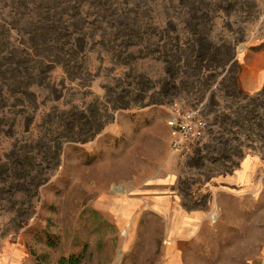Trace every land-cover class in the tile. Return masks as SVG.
Listing matches in <instances>:
<instances>
[{
  "label": "rangeland",
  "instance_id": "obj_1",
  "mask_svg": "<svg viewBox=\"0 0 264 264\" xmlns=\"http://www.w3.org/2000/svg\"><path fill=\"white\" fill-rule=\"evenodd\" d=\"M200 40L236 43L249 89L264 69V0H0V254L11 249L19 264H264V159L249 151L223 174L215 103L231 102L217 91L224 73L199 78ZM115 97L149 105L116 111L90 142L64 143L37 188L29 173L55 138L51 120ZM174 107L207 123L180 152L166 126ZM122 195L119 224L110 199Z\"/></svg>",
  "mask_w": 264,
  "mask_h": 264
},
{
  "label": "trees",
  "instance_id": "obj_2",
  "mask_svg": "<svg viewBox=\"0 0 264 264\" xmlns=\"http://www.w3.org/2000/svg\"><path fill=\"white\" fill-rule=\"evenodd\" d=\"M234 44L236 43L212 47L205 40H200L196 56L199 64L205 61V65L199 66L197 69V74L198 72L201 74L199 78H203V76L213 77L224 73L221 82L218 83L217 91L220 94V99H228L231 102L230 107L222 106L218 102L215 103V124L218 128L216 134L219 136L217 139H219L218 142L223 145V148L229 152L227 156L228 166L223 173L224 175L237 169L239 161L248 156L246 153L249 151L264 159V83L253 92L246 93L242 90L239 82L242 67L236 59ZM222 48L227 50L223 61H219V64L213 68L206 65L213 59L214 54L217 55L218 50ZM206 72H212L213 76L204 75ZM213 101V98H211L210 102ZM147 105L149 104L147 102L143 103L142 98L125 99L124 97H115L113 101L106 105H98L94 108L83 106L80 109L73 107L72 110L62 112V115L50 122L55 138L46 141L47 156L44 160H40L31 172L29 171V178L31 180L37 178L35 186L38 188L50 177V171L43 174L39 170L40 167L45 166L49 170L56 169L59 166L61 149L64 143L84 144L90 142L113 121L116 111L127 110L132 107L143 108ZM225 109L231 110L230 113H225ZM243 134H245V138L241 140ZM25 159L30 167H32L31 162L35 163L33 157H26ZM203 160H206L205 156L201 155L200 150H197L190 166L199 168L202 166ZM209 178V176L205 177L206 180ZM192 209L195 208H189L188 210ZM57 264L78 263L74 257H63Z\"/></svg>",
  "mask_w": 264,
  "mask_h": 264
},
{
  "label": "built area",
  "instance_id": "obj_3",
  "mask_svg": "<svg viewBox=\"0 0 264 264\" xmlns=\"http://www.w3.org/2000/svg\"><path fill=\"white\" fill-rule=\"evenodd\" d=\"M166 126L174 152L188 150L189 146L205 137L207 129L205 118L197 111L176 107L170 110Z\"/></svg>",
  "mask_w": 264,
  "mask_h": 264
},
{
  "label": "crops",
  "instance_id": "obj_4",
  "mask_svg": "<svg viewBox=\"0 0 264 264\" xmlns=\"http://www.w3.org/2000/svg\"><path fill=\"white\" fill-rule=\"evenodd\" d=\"M241 75H242V72L240 73V76H239L240 87L246 93L253 92V91L257 90L264 83V69L260 72V74L255 79L250 80V82H249L250 88L249 89H248V79L246 82H241ZM233 179H231V177H228L226 180L228 183L229 182L233 183L234 182V181H232ZM193 214H197V213L195 212ZM12 252L13 251H11V249L5 248L4 251L2 252V254H0V264H19V263H17V260L13 259ZM15 258H18V256L15 255ZM20 261H22V260H20Z\"/></svg>",
  "mask_w": 264,
  "mask_h": 264
},
{
  "label": "bare ground",
  "instance_id": "obj_5",
  "mask_svg": "<svg viewBox=\"0 0 264 264\" xmlns=\"http://www.w3.org/2000/svg\"><path fill=\"white\" fill-rule=\"evenodd\" d=\"M104 188H105V187H104ZM87 190L90 191L91 188H88ZM89 195H90V194H89ZM90 196H91V195H90ZM86 197H87V195H86ZM124 198H126L125 195H122L121 198H119V199H121V200H118V198H116V199H110V200H112V201H111L112 204H113L112 206H114V207L112 208V211L114 212V215L118 217L119 224H124V223H126V222L128 221V219H127V215H128V213L125 212V211L122 212L123 210L120 209V208H121L122 201H123ZM108 201H109V200H108ZM104 203H105V202H104ZM110 204H111V203H110ZM123 207H124V206H123ZM124 208H125V207H124ZM120 210H121V212H120ZM133 222H134V216L132 217V219H131V221H130L131 224H129V225H132Z\"/></svg>",
  "mask_w": 264,
  "mask_h": 264
},
{
  "label": "water",
  "instance_id": "obj_6",
  "mask_svg": "<svg viewBox=\"0 0 264 264\" xmlns=\"http://www.w3.org/2000/svg\"><path fill=\"white\" fill-rule=\"evenodd\" d=\"M242 49H244V46H240L239 50H242Z\"/></svg>",
  "mask_w": 264,
  "mask_h": 264
}]
</instances>
